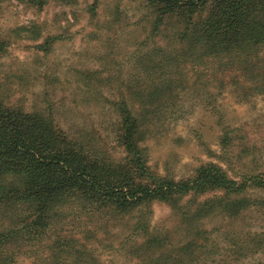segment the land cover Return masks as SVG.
Here are the masks:
<instances>
[{"label": "trees", "instance_id": "1", "mask_svg": "<svg viewBox=\"0 0 264 264\" xmlns=\"http://www.w3.org/2000/svg\"><path fill=\"white\" fill-rule=\"evenodd\" d=\"M13 1L42 10L81 0ZM139 2L147 27L134 80L121 81L124 91L109 101L113 145L99 135L76 139L52 117L0 97V264H100L96 250L135 264H231L237 252L219 253L214 236L228 229L207 226L261 211L248 193H264L263 173L235 180L206 164L176 180L152 171L145 142L186 98L211 106L226 91L239 101L264 96V0ZM98 4L85 10L94 25ZM5 49L0 36V58ZM154 203L170 208L171 227L151 224ZM262 243L252 231L243 249L252 255Z\"/></svg>", "mask_w": 264, "mask_h": 264}, {"label": "rangeland", "instance_id": "2", "mask_svg": "<svg viewBox=\"0 0 264 264\" xmlns=\"http://www.w3.org/2000/svg\"><path fill=\"white\" fill-rule=\"evenodd\" d=\"M90 3L81 0L68 8L50 2L37 10L13 0L0 2V36L6 42L0 58V97L8 107L52 117L76 139L99 135L110 147L116 115L109 101L124 91L121 81L134 80L146 12L139 0H99L94 25L85 11ZM239 99L226 91L211 106L183 100L184 110L175 108L145 142L152 171L178 180L192 176L201 165L215 164L235 180L264 174V96ZM110 155L121 157L117 149ZM248 197L261 211L231 225L216 219L207 226L228 229L214 236L223 247L219 253L237 252L231 264L264 263V243L252 255L243 249L252 231L264 239V193ZM151 208L154 227L175 223L167 205L154 203ZM94 257L100 264H135L116 251L96 250ZM18 263L31 264L28 259Z\"/></svg>", "mask_w": 264, "mask_h": 264}]
</instances>
